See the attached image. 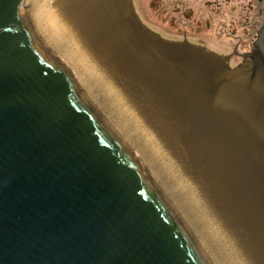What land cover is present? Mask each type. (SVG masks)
I'll use <instances>...</instances> for the list:
<instances>
[{
  "label": "water",
  "instance_id": "95a60500",
  "mask_svg": "<svg viewBox=\"0 0 264 264\" xmlns=\"http://www.w3.org/2000/svg\"><path fill=\"white\" fill-rule=\"evenodd\" d=\"M32 0H0V264H203L78 84L51 68ZM69 30L171 144L264 264V31L251 60L162 37L133 0H61Z\"/></svg>",
  "mask_w": 264,
  "mask_h": 264
},
{
  "label": "bare ground",
  "instance_id": "6f19581e",
  "mask_svg": "<svg viewBox=\"0 0 264 264\" xmlns=\"http://www.w3.org/2000/svg\"><path fill=\"white\" fill-rule=\"evenodd\" d=\"M61 0H32L33 37L48 65L73 79L85 100L162 197L203 264H249L223 211L171 144L69 30Z\"/></svg>",
  "mask_w": 264,
  "mask_h": 264
},
{
  "label": "flooded vegetation",
  "instance_id": "af4514ba",
  "mask_svg": "<svg viewBox=\"0 0 264 264\" xmlns=\"http://www.w3.org/2000/svg\"><path fill=\"white\" fill-rule=\"evenodd\" d=\"M192 4L198 7L189 11V18H194L195 33H211L225 40L229 48L232 46L226 53H218L219 56L243 62L251 60L264 31V0H194Z\"/></svg>",
  "mask_w": 264,
  "mask_h": 264
},
{
  "label": "rangeland",
  "instance_id": "374dc122",
  "mask_svg": "<svg viewBox=\"0 0 264 264\" xmlns=\"http://www.w3.org/2000/svg\"><path fill=\"white\" fill-rule=\"evenodd\" d=\"M194 0H133V5L139 19L147 28L156 31L165 39L186 40L202 45L215 53H226L231 50L223 39H217L211 33L201 35L195 33L192 24L194 18H189L191 9L197 10ZM195 13V12H194ZM209 32V31H208ZM184 35H188L187 38ZM238 59L229 60V68L234 70L241 64Z\"/></svg>",
  "mask_w": 264,
  "mask_h": 264
}]
</instances>
